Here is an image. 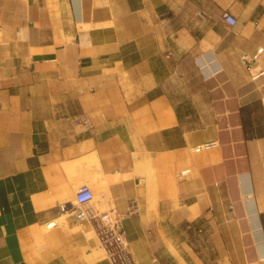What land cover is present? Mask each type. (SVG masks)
<instances>
[{"label": "crops", "instance_id": "crops-1", "mask_svg": "<svg viewBox=\"0 0 264 264\" xmlns=\"http://www.w3.org/2000/svg\"><path fill=\"white\" fill-rule=\"evenodd\" d=\"M244 54L264 58V0H0V264H111L61 208L82 183L141 264L264 263Z\"/></svg>", "mask_w": 264, "mask_h": 264}, {"label": "built area", "instance_id": "built-area-1", "mask_svg": "<svg viewBox=\"0 0 264 264\" xmlns=\"http://www.w3.org/2000/svg\"><path fill=\"white\" fill-rule=\"evenodd\" d=\"M223 21L229 26L236 24V17L226 11L223 13ZM262 51V48H259ZM256 58V55L252 57ZM243 62L250 68L252 61L248 54L242 55ZM213 143H207L206 146H210ZM96 186L88 183H82L79 185L75 199L72 205H63L61 208L63 211H71L74 218L78 222H89L94 225L95 233L97 235L99 245L103 249L106 257L111 264H141L133 255L129 243L125 238L120 222L116 216L109 215L107 213L97 214L91 206L92 201L96 196ZM54 222L49 223L52 226ZM197 230L202 231L201 228Z\"/></svg>", "mask_w": 264, "mask_h": 264}, {"label": "rangeland", "instance_id": "rangeland-1", "mask_svg": "<svg viewBox=\"0 0 264 264\" xmlns=\"http://www.w3.org/2000/svg\"><path fill=\"white\" fill-rule=\"evenodd\" d=\"M189 66H191V67H189L190 69H191V71H193L192 69H193V67H192V64H188ZM256 65H260L259 67H258V70H254L255 72L256 71H264V58L261 60V62H253L252 63V66H256ZM261 69V70H260ZM191 81H192V83L194 84V85H196L195 87H200V82L198 81V79L196 78V77H193L192 79H191ZM261 264H264V263H261Z\"/></svg>", "mask_w": 264, "mask_h": 264}]
</instances>
